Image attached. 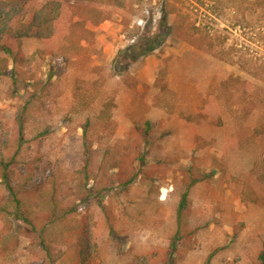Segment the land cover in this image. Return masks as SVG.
Masks as SVG:
<instances>
[{
	"label": "rangeland",
	"instance_id": "rangeland-1",
	"mask_svg": "<svg viewBox=\"0 0 264 264\" xmlns=\"http://www.w3.org/2000/svg\"><path fill=\"white\" fill-rule=\"evenodd\" d=\"M48 1L61 0L0 9V33L9 18H29ZM70 4L88 14L79 16L87 32L61 29L49 40L22 43L27 64L17 70L39 80V99L33 87L15 88L0 75V155L17 150L18 117L27 106L20 156L35 163L40 227L54 218V203L73 227L88 220L96 245L89 264H260L264 184L249 174L264 159V0H132L127 9L110 0ZM166 32L155 51L132 64L124 60L134 42ZM8 68H15L12 59ZM162 76L163 91L156 85ZM146 120L151 130L139 140L134 128ZM87 123L92 181L82 171L87 155L78 139ZM107 149L114 159L123 153L121 169L98 171ZM130 168L138 175L122 186ZM193 174L209 178L191 187L180 223ZM7 195L0 183V205ZM67 235L60 222L50 227L52 254L77 253L76 238L64 244ZM52 258L22 221H0V264ZM69 258L63 264H72Z\"/></svg>",
	"mask_w": 264,
	"mask_h": 264
},
{
	"label": "trees",
	"instance_id": "trees-1",
	"mask_svg": "<svg viewBox=\"0 0 264 264\" xmlns=\"http://www.w3.org/2000/svg\"><path fill=\"white\" fill-rule=\"evenodd\" d=\"M70 1L86 5L89 3H95L98 0L48 1L44 4L41 11H38L29 18H23V12H18L17 18H19H9V24H6L7 28L0 33V75H8L12 79V84L15 88L24 86V88L28 90L30 87H33L35 91L32 94V97L36 98V100L39 99V95L37 94V84L39 83V80H37L34 75H27L25 72L21 73V71L19 73L17 70L18 68L22 69L27 64L22 49L23 40L26 38L49 40L55 37L57 32L61 31V29H63L68 35L87 32L88 30L86 27L88 25V21H86V19L81 20L79 16L83 15V17H87L88 14L85 11H81L82 9L80 10L81 6L70 4ZM110 1L117 3V6L122 9H127L132 6V0ZM19 6H21V10L24 11V0H0V9H16ZM20 16H22V18H20ZM165 19L166 18L164 17L163 20ZM166 35H168L167 32L165 35H158L151 40L142 39L140 42H134L133 45L126 49L124 60L127 61L128 64H132L138 61L140 58L149 55L159 48L162 43H164ZM132 36L133 35H131V37ZM9 59H12L15 64V68L12 70H8ZM28 81H32L33 84H30ZM156 85H158V89L161 91L166 89V83L164 82L163 76L162 78H159V80L156 82ZM27 111L28 108L25 106L21 115L18 117L19 139L17 150L8 154L6 152L9 150H5L0 155V183L8 194L7 200L0 205V221H10V218L12 217L13 219L22 221L24 224H26L33 233L34 242L41 248V251L45 252L47 257H54L49 261V264H54V261L57 260H61V264H63L66 262V258L68 259L69 257L72 264H89V262H91L94 258L93 252L96 245H93L92 237H90L88 220H76L75 223L77 224L73 227V225H71L73 220L70 217H67V214H60L61 209H59V204L54 203L52 212L54 218L50 219L46 216L45 218H48V224L43 227H40L39 225L41 220V215L39 212L40 201L38 202L37 199H39V196H41V192L37 189V187H34L35 163L32 164L30 161L23 160L20 156V151L25 143L24 137ZM150 130L151 122L146 120L143 125H137L134 128V135L139 140H147ZM41 135L45 136L47 133L43 132ZM93 135L92 125L91 123H87L84 127L83 135L78 138L79 140H82L84 153L87 155L85 161L86 166H84L82 171L85 173V178L88 181L93 180V177L91 176L93 173V168L90 165V161L92 160L90 155L92 153L95 154L94 150H92ZM113 150L114 149H112V152ZM106 152V155L103 156L104 161L102 165L99 166L98 171H105L106 169L108 172L111 169H121L124 164L123 153H120L121 155L119 154L120 156L114 159V155L111 154L110 149H107ZM144 155L145 153H141L140 162L145 160ZM20 165L25 166L24 171L20 170ZM89 168L91 169L89 170ZM128 175L129 179L124 182L122 181V186H130L138 174L134 171V169L130 168ZM249 176L257 183L264 184V159L256 163ZM191 178L192 180L180 201V207L178 211V222L180 223L182 219V212L184 209L189 207V193L191 187L209 178V175L205 174L204 176H199L198 174H193ZM27 197L33 199L36 202V205H27ZM52 199H54V195L52 196ZM52 206L53 205H51L50 208H52ZM45 208L46 207H42L41 212H47L50 209L49 207L47 209ZM59 222L66 226L70 233V235L66 236L64 244L71 246V242H73L74 238H76V241L73 244L74 247L77 248V253L74 255H68L66 251H61L59 256L52 254V249L54 246H52L50 242L54 241V239H51L49 240L50 242H48L47 238L49 236L50 227H55L57 223L59 224ZM179 228H181V225H179ZM168 250L170 252L169 256L173 257L175 254H177L179 248H177L174 242ZM258 260L260 261V264H264V245L258 256ZM164 264L175 263L170 259H167Z\"/></svg>",
	"mask_w": 264,
	"mask_h": 264
}]
</instances>
